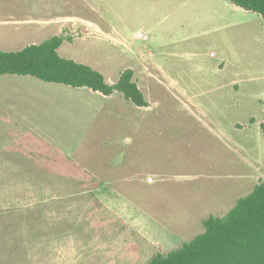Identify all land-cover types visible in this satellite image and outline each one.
Returning <instances> with one entry per match:
<instances>
[{
	"label": "rangeland",
	"instance_id": "1",
	"mask_svg": "<svg viewBox=\"0 0 264 264\" xmlns=\"http://www.w3.org/2000/svg\"><path fill=\"white\" fill-rule=\"evenodd\" d=\"M67 8L81 20L1 32L0 49L63 36L59 54L110 85L133 70L148 107L0 79V264H149L264 183V19L230 0Z\"/></svg>",
	"mask_w": 264,
	"mask_h": 264
},
{
	"label": "trees",
	"instance_id": "2",
	"mask_svg": "<svg viewBox=\"0 0 264 264\" xmlns=\"http://www.w3.org/2000/svg\"><path fill=\"white\" fill-rule=\"evenodd\" d=\"M264 19V0H230ZM65 39L54 36L18 51L0 49V77H32L44 83L88 89L105 97L121 94L138 108L148 107L145 95L126 70L115 85L89 65L59 54ZM264 134V123L261 124ZM149 264H264V183L259 184L224 217L204 221V232L182 247L158 254Z\"/></svg>",
	"mask_w": 264,
	"mask_h": 264
},
{
	"label": "crops",
	"instance_id": "3",
	"mask_svg": "<svg viewBox=\"0 0 264 264\" xmlns=\"http://www.w3.org/2000/svg\"><path fill=\"white\" fill-rule=\"evenodd\" d=\"M74 2L75 0H0V33L10 32L11 34H13L21 30H45L56 28L58 27V24L61 25L64 23H73L74 21H80V17H78L76 14L71 13L67 8V6L69 7ZM213 54H215V52ZM7 76H2L0 77V79ZM28 89H24V91L27 92ZM20 93L22 95H25L22 88ZM34 117L39 120L40 115L35 114ZM30 126H32V124H30ZM205 129V131L210 134L209 139L212 140L213 144L217 143L219 147L225 149H230L229 147L231 146H237L236 144L233 145L232 143H229L230 140L227 141L223 137V134H221L222 136L218 135L212 129L207 128L206 126ZM212 161L213 160H210V162ZM242 163L245 164V162ZM215 164L216 163L214 162L209 163L207 161V166H202V170L200 172L211 170L213 171V169L216 168ZM239 178L240 177L237 176V179ZM227 200L228 199L225 200L224 195L222 199L218 200L217 204Z\"/></svg>",
	"mask_w": 264,
	"mask_h": 264
}]
</instances>
